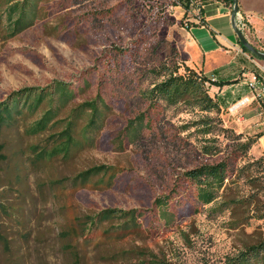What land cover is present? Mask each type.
I'll list each match as a JSON object with an SVG mask.
<instances>
[{
  "label": "rangeland",
  "instance_id": "1",
  "mask_svg": "<svg viewBox=\"0 0 264 264\" xmlns=\"http://www.w3.org/2000/svg\"><path fill=\"white\" fill-rule=\"evenodd\" d=\"M171 4L43 0L30 29L8 39L0 28V101L22 88L62 81L77 93L62 116L98 94L108 108L90 142L67 158H35L31 146H47L56 131L25 135L28 112L0 132V233L9 246L0 241V264H68L58 237L64 205L71 216L107 208L138 209L142 214L140 235L127 233L118 239L116 233L107 237L101 231L93 234L91 246L81 241L88 250L82 264L141 262L136 257L118 262L102 257L92 247L98 242L103 249L141 247L170 264H226L264 242L261 116L250 121L232 113L231 100L220 97L216 87L210 94L220 100V114L163 103L151 106L143 98V92L163 78L156 74L159 68H173L183 59L181 25ZM260 7L264 9V0ZM203 117L213 119L214 131L207 135L195 125ZM248 139L255 141L251 149L238 160L230 159L236 182L228 195L247 202L212 212L215 205L198 203L195 187L183 174L229 159L235 146ZM205 147L214 148L213 153L206 154ZM98 165L121 171L111 187L93 190L71 184L76 174ZM164 194L172 196L168 222L153 205ZM259 262L264 263V252Z\"/></svg>",
  "mask_w": 264,
  "mask_h": 264
},
{
  "label": "trees",
  "instance_id": "2",
  "mask_svg": "<svg viewBox=\"0 0 264 264\" xmlns=\"http://www.w3.org/2000/svg\"><path fill=\"white\" fill-rule=\"evenodd\" d=\"M42 2L43 0H0V28L6 33L8 39L17 37L35 25L39 18ZM195 2L196 0H176L171 4L185 10V17L180 21L181 27H185L184 21L187 15L200 7ZM202 12L203 10L200 8L199 14L196 16L200 19L199 22H186V27L206 26ZM242 48L251 54L244 46ZM177 65L173 68L170 65L159 68L156 74L163 78L144 91L143 98L151 106L163 103L166 107H184L193 111L198 110L207 115L210 113L220 114L222 104L217 96L213 97L210 94L211 88L222 89L232 83L213 80L202 70L187 66L183 60L179 61ZM76 98L75 90L68 83L62 81H55L45 88L26 87L13 91L6 99L0 101V132L5 127H12L17 122H21L20 117L28 112L31 114V121L24 124L25 135L36 137L48 131H56L50 135V142L47 146H31L35 158L43 160L71 157L76 149L82 148L90 142V136L103 124L105 111L108 110L105 101L98 94L95 99L75 106L66 116H62ZM81 122H85V124L77 131ZM212 123L213 119L203 117L195 125L199 127V131L207 135L214 131ZM254 142V139H248L243 143L239 142L229 154V159L202 164L183 174L184 179L195 187L194 197L198 203L203 206L215 205L212 212L222 213L228 207L237 208L247 202L243 199L228 198L232 184L236 182L233 179L234 172L230 169V159L234 157L235 160H238L239 155H245ZM213 150L214 148L205 147L206 154L213 153ZM120 172L113 166H93L76 174L71 179V184L76 187L100 190L111 187ZM171 198L170 194H164L157 197L153 204L167 222L172 217L168 211ZM62 213L64 224L58 237L62 250L69 260L68 264H82L88 250L84 249L81 241H85L87 245L91 246L95 239L93 234L102 231L105 236L110 237L112 233H116L118 239H123L127 233L140 235L142 230L139 221L142 214L138 209L107 208L95 213L71 216L70 208L64 205ZM0 241L5 247H9L8 241L1 233ZM103 246L101 242H98L92 247L102 257L117 262L123 258L127 260L136 257L141 259L138 264H146L147 261H150L151 264H170L166 260H158L155 254L141 247L119 249L117 246H109V248L103 249ZM262 252H264V242L241 252L235 258L229 259L226 264H264L259 262Z\"/></svg>",
  "mask_w": 264,
  "mask_h": 264
},
{
  "label": "crops",
  "instance_id": "3",
  "mask_svg": "<svg viewBox=\"0 0 264 264\" xmlns=\"http://www.w3.org/2000/svg\"><path fill=\"white\" fill-rule=\"evenodd\" d=\"M165 1L173 3L176 0ZM202 1V15L207 25L186 27V22H196L198 13L195 9L187 15L185 27L179 28L182 60L187 66L202 70L216 81L231 82V85L219 89L218 95H226L231 100L232 113L243 114L248 120L255 121L261 115L244 78L251 66L246 57L249 53L242 48L233 28L234 2ZM260 4L261 0H240L239 7L247 23V29L242 33L255 48L264 52V9ZM173 8L176 21H181L185 17V10L180 6Z\"/></svg>",
  "mask_w": 264,
  "mask_h": 264
},
{
  "label": "built area",
  "instance_id": "4",
  "mask_svg": "<svg viewBox=\"0 0 264 264\" xmlns=\"http://www.w3.org/2000/svg\"><path fill=\"white\" fill-rule=\"evenodd\" d=\"M195 3L200 6L196 8L197 13L199 14L200 8H202L201 0H196ZM199 21L200 19L197 17L196 22ZM235 22L236 27L241 32L247 29V23L240 12L236 14ZM246 57L249 60L251 67L244 75V78L246 79V85L251 93L254 102L258 104V108L260 110V115L262 118L261 124L264 128V59H261L252 54H248Z\"/></svg>",
  "mask_w": 264,
  "mask_h": 264
},
{
  "label": "water",
  "instance_id": "5",
  "mask_svg": "<svg viewBox=\"0 0 264 264\" xmlns=\"http://www.w3.org/2000/svg\"><path fill=\"white\" fill-rule=\"evenodd\" d=\"M234 5H233V13H232V24H233V28L236 32V34L239 37V40L241 42V44L254 56H257L261 59H264V52L258 50L257 48H255L244 36V34L236 27V14L238 12H240V7H239V3L240 0H233Z\"/></svg>",
  "mask_w": 264,
  "mask_h": 264
}]
</instances>
